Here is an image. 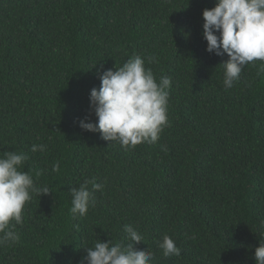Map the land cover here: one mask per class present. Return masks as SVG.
<instances>
[{"label":"trees","instance_id":"16d2710c","mask_svg":"<svg viewBox=\"0 0 264 264\" xmlns=\"http://www.w3.org/2000/svg\"><path fill=\"white\" fill-rule=\"evenodd\" d=\"M216 0H0V156H28L37 186L0 264H81L100 240L127 245L124 225L152 264H257L264 243V61L225 89L207 51L203 11ZM219 35V33H217ZM134 55L171 78L168 124L156 143L125 150L80 127L97 120L90 92ZM45 144L44 152H32ZM59 162L60 170L53 171ZM39 174V175H37ZM93 205L75 217L72 187ZM93 183L102 184L100 190ZM170 236L180 256L164 257ZM85 264L87 262L85 261Z\"/></svg>","mask_w":264,"mask_h":264},{"label":"clouds","instance_id":"9594fccd","mask_svg":"<svg viewBox=\"0 0 264 264\" xmlns=\"http://www.w3.org/2000/svg\"><path fill=\"white\" fill-rule=\"evenodd\" d=\"M203 38L207 51L218 56L227 54L229 59L222 63L225 89L233 87L240 78L243 68L256 60L264 61V0H216V6L203 11ZM219 33V35H217ZM149 64L157 62L155 56L142 58L134 55L117 70L108 69L100 75L101 86L90 92V107L97 120L80 121L86 131L99 132L105 141L118 142L125 150L141 143H156L160 133L168 124L167 103L171 78L161 76L157 82ZM260 70L264 72V64ZM44 152L47 145H33L31 151ZM28 156L7 151L0 156V246L19 242V234L13 231L11 221L22 224V212L33 194L48 195L53 191L47 185L39 187L34 182L31 169L23 170ZM60 164L53 165L59 171ZM39 175V174H37ZM88 181L79 188L72 187V207L75 217L87 215L93 205ZM103 188L93 183L94 190ZM129 241L127 245L98 240L87 248L81 264H152L154 254L147 248L137 250L136 245L144 237L133 226L124 225ZM164 257L180 256L181 249L174 240L165 235L158 243ZM257 264H264V243L255 249Z\"/></svg>","mask_w":264,"mask_h":264}]
</instances>
